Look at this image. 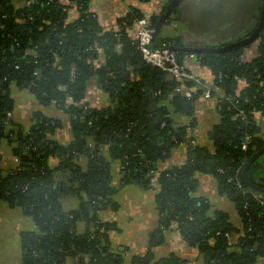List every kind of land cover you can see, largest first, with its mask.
Returning <instances> with one entry per match:
<instances>
[{
	"label": "trees",
	"instance_id": "obj_1",
	"mask_svg": "<svg viewBox=\"0 0 264 264\" xmlns=\"http://www.w3.org/2000/svg\"><path fill=\"white\" fill-rule=\"evenodd\" d=\"M26 1L24 8L17 9L12 0H0V143L8 138L19 159L15 169L4 171L0 167V202L20 205L37 224V232L23 234L26 264H66L69 257L77 258L79 264H123L107 243L112 224L97 216L112 203L113 195L110 165L101 148L107 146L112 157L121 160L123 183L152 186L158 162L184 141L188 127H195L191 104L202 92L191 98L174 92L176 111L190 117L188 127L176 128L167 107L149 112L143 109L139 82L124 85L123 66L142 63L152 67L143 61L137 40L127 38L125 28L102 32L89 11L90 0ZM70 2L79 12L74 22H68ZM136 17L144 14L131 9L119 24H135ZM151 21L154 27L156 18ZM257 41V56L250 61L242 60V50L198 53L225 94L221 123L210 134L213 148L191 145L184 166L167 168L157 178L162 227L179 223L178 230L198 247L205 264H259L264 256V206L249 192L255 190L264 196V183L254 177L264 154L259 153L264 149V138L257 133V112L264 115V31ZM95 43L107 58L100 68L94 66L100 52L90 50ZM118 44H123L122 52ZM184 55L178 50L181 62ZM93 76L112 95L116 107L97 109L85 101ZM12 81L29 88L42 103H54L68 113L75 139L72 144L64 146L52 138L60 122L41 111L34 112L28 129L12 117L8 119L14 105L9 88ZM239 81L245 84L243 88L238 87ZM175 86L158 90L172 93ZM186 102L190 103L188 112ZM240 112L242 115L235 117ZM248 134L251 143L244 146ZM87 136L95 138L94 146L87 143ZM159 137L165 140L163 148ZM81 156L88 159L86 168L79 161ZM197 172L214 175L220 192L234 201L246 230L236 244L226 234L240 229L231 224L228 215L216 210L212 217L210 203L193 197ZM58 173L66 177L57 180ZM68 193L78 195L81 202L76 209L64 211L61 199ZM84 219L88 228L79 234L78 221ZM177 262L171 257L134 264Z\"/></svg>",
	"mask_w": 264,
	"mask_h": 264
},
{
	"label": "crops",
	"instance_id": "obj_2",
	"mask_svg": "<svg viewBox=\"0 0 264 264\" xmlns=\"http://www.w3.org/2000/svg\"><path fill=\"white\" fill-rule=\"evenodd\" d=\"M258 0H180L173 13L166 20L157 36L158 47L166 46H190L203 49L208 46L224 45L225 42L234 39L237 34L250 28L253 24V16L257 12ZM15 8L22 9L28 3L26 0H12ZM170 0H90L89 11L96 18L102 28L117 30L125 28L126 36L130 41L137 40V25L122 26L119 19L124 17L131 9H139L144 17L158 21L161 14L166 11ZM76 8L68 10V22H74L78 17ZM157 23V22H156ZM155 23V24H156ZM251 25V26H250ZM155 27V26H154ZM163 42V43H162ZM119 52L123 50V44H118ZM185 52L182 63L186 68L199 78V82L186 81L179 83L171 74L153 67L147 68L145 64H130V80L125 77L124 85L128 83L144 82L145 86H151L152 93L159 97L158 100L149 95L147 100L141 97L143 109L154 110L157 106H165L169 116L177 128L188 124L190 117L176 111L173 105L172 93L158 95V88L171 89L173 84L178 86V93L191 98L197 95L191 106L196 125L187 134L184 141L174 145L169 155L158 162L157 171L153 175V185L143 187L134 182L123 183L121 160L112 157L107 146L101 148V154L109 162L113 190L112 203L107 204L98 211L97 216L101 221L112 224L107 233V243L111 251L119 255L123 264H134L139 261H166L171 257L177 258V264H205L203 255L198 247L190 244L174 225L162 227V216L157 201L159 185L157 182L159 172L174 166H184L189 157L191 145L213 148L211 132L221 123V105L225 96L224 91L215 85L214 74L211 69L203 65L198 53ZM194 53V57L189 55ZM258 41L242 50V60L250 61L257 56ZM107 61L105 53H99L94 61V66L100 68ZM154 79V83H152ZM192 83L193 85L189 84ZM141 86V84H140ZM10 94L14 101L12 119L25 129L33 125L34 112H43L45 115L59 120L60 124L52 136L61 145L68 146L74 142V134L70 123V116L54 103L44 104L29 88L22 87L16 81L9 85ZM207 89L211 90L208 96ZM142 94L145 87L141 86ZM85 101L91 107L103 109L116 107L112 95L99 83L98 77L93 76L88 82ZM225 105V102H224ZM257 133L264 138V116L258 115ZM86 141L90 146L95 145V138L87 136ZM159 143V142H158ZM193 143V144H191ZM264 160V159H263ZM262 159L257 162L254 177L264 183V164ZM54 161V160H53ZM81 165L86 168L88 159L85 156L79 158ZM19 159L14 153L13 145L8 138H3L0 143V167L4 171L15 169ZM55 164V163H54ZM65 174L58 173L57 180H62ZM197 186L192 192L193 197H203L211 205L210 215L214 217L215 211L220 210L228 215L233 226L243 228V221L237 207L226 194L220 192L217 179L210 173L197 172L195 174ZM80 197L73 194L62 196L61 203L64 211H71L80 205ZM87 220L78 221L79 234L86 232ZM35 220L17 204L6 201L0 202V264H26L24 262L23 234L37 232ZM240 233V231H239ZM233 233L231 243L236 244L240 233ZM105 242V241H104ZM259 264H264V256L259 258ZM66 264H79L77 258L69 257Z\"/></svg>",
	"mask_w": 264,
	"mask_h": 264
},
{
	"label": "built area",
	"instance_id": "obj_3",
	"mask_svg": "<svg viewBox=\"0 0 264 264\" xmlns=\"http://www.w3.org/2000/svg\"><path fill=\"white\" fill-rule=\"evenodd\" d=\"M70 5L71 8H74L72 6L74 5L72 2H70ZM135 24L137 25V31H138V35H137L138 48L140 50L142 59L146 64L152 66L153 68H158L164 72L171 74L175 79L179 81V83H183L186 81L199 82V78L191 71H189L186 68V66L180 61L178 56V51L168 50L166 48L167 47L166 44H164L162 48L153 49L151 47L152 33L154 31V27L152 26V23L147 19V17H141V18L136 17ZM90 50L97 52L103 51L99 43H95L93 46H91ZM194 55H195L194 53H191L189 56L194 57ZM244 86L245 84L242 81H239L238 87L243 88ZM175 90L177 92L179 91L178 86H175ZM157 94L160 95L162 94V92L158 90ZM205 94L209 96L211 94V90L207 89L205 91ZM240 115H242V112L237 113L235 117H238ZM258 115L261 117L264 116L261 112H257V123L259 122ZM8 117H9L8 119L10 120V118L12 117V112L8 114ZM8 119L6 120V125H8L9 127L10 124ZM186 126L187 127L189 126V122ZM192 129L193 128L188 127L187 132L190 133ZM251 138L252 136L250 134L246 135L244 146H247L248 144L251 143ZM237 184L241 186L242 182L238 179ZM249 192H251V194L255 197L256 201L259 204L264 206V196H262L259 192L255 190H249ZM174 226L178 227L179 223L176 222ZM240 233L242 234L243 237L246 235L245 234L246 230H244V227L240 230ZM232 235L233 233L226 234V236L229 239L232 238Z\"/></svg>",
	"mask_w": 264,
	"mask_h": 264
},
{
	"label": "water",
	"instance_id": "obj_4",
	"mask_svg": "<svg viewBox=\"0 0 264 264\" xmlns=\"http://www.w3.org/2000/svg\"><path fill=\"white\" fill-rule=\"evenodd\" d=\"M180 0H170V2L167 4L166 6V11H164L159 20L157 21V23L155 24L154 27V31L152 33V42H151V47L153 49H157V48H162L158 47L157 45V36L161 30V28L164 26L166 20L169 19V17L171 16V14L173 13L175 7L177 6V4L179 3ZM257 12H255L253 18V24L250 28H246L244 30H241L237 36L232 39L229 40L227 42H225L226 44L224 45H216V46H208L205 47L203 49H198V48H191L190 46H167L166 48L168 50H182V51H186V52H195V53H200V52H204V53H226V52H232V51H239V50H244V48L252 45L254 42H256L260 35L262 34V32L264 31V0H258L257 1ZM163 43V42H162ZM164 45V44H163ZM123 69L125 70V77L127 78V80H130L129 76H130V70H128L127 66H123ZM153 70H155L153 68ZM152 83H154V79L152 81ZM141 86L145 87V94L139 93L138 96L142 97L144 100H147L149 95L151 94V96L158 100L159 97L154 95L152 93L151 90V86H145L144 82L140 83ZM132 89H134V87H131ZM178 92H175V95H177ZM134 102H137V99L134 100ZM159 107V106H157ZM185 108L186 111L188 112L190 110V103L186 102L185 103ZM159 125V124H157ZM258 131H260V128H257ZM178 138H180V134L179 132L176 133ZM158 142H159V146L160 148H163L165 145V140L163 137H159L158 138ZM80 146V141L76 142V147L77 149H79ZM264 152V149L262 151H260L259 153ZM241 174V172H240ZM264 191V189H263ZM105 240H103L104 242Z\"/></svg>",
	"mask_w": 264,
	"mask_h": 264
},
{
	"label": "flooded vegetation",
	"instance_id": "obj_5",
	"mask_svg": "<svg viewBox=\"0 0 264 264\" xmlns=\"http://www.w3.org/2000/svg\"><path fill=\"white\" fill-rule=\"evenodd\" d=\"M260 159H264V154L261 156V158ZM262 163L264 164V160L262 161Z\"/></svg>",
	"mask_w": 264,
	"mask_h": 264
}]
</instances>
